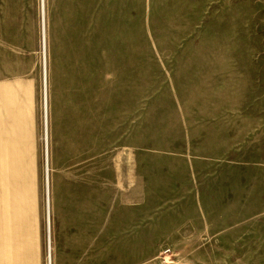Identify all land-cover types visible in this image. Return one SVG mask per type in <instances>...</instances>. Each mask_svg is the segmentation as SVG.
<instances>
[{
    "label": "rangeland",
    "instance_id": "1",
    "mask_svg": "<svg viewBox=\"0 0 264 264\" xmlns=\"http://www.w3.org/2000/svg\"><path fill=\"white\" fill-rule=\"evenodd\" d=\"M0 69L85 264H264V0H0Z\"/></svg>",
    "mask_w": 264,
    "mask_h": 264
},
{
    "label": "crops",
    "instance_id": "2",
    "mask_svg": "<svg viewBox=\"0 0 264 264\" xmlns=\"http://www.w3.org/2000/svg\"><path fill=\"white\" fill-rule=\"evenodd\" d=\"M18 84V77L6 78L0 69V264H46L47 246L50 264H85L84 242L73 239L85 234L69 228L67 150L64 161L60 155L65 173L60 188L58 159L54 164L53 148L49 153L51 214L46 230L41 109L33 92L30 119L29 98Z\"/></svg>",
    "mask_w": 264,
    "mask_h": 264
},
{
    "label": "bare ground",
    "instance_id": "3",
    "mask_svg": "<svg viewBox=\"0 0 264 264\" xmlns=\"http://www.w3.org/2000/svg\"><path fill=\"white\" fill-rule=\"evenodd\" d=\"M42 1L44 4V0H42ZM41 9H42V16H44V8H41ZM43 19H44V17H43ZM42 23L44 24V21ZM42 34H43V31H42ZM45 76H46V73H45ZM45 103H46V110H45ZM44 122H45V147H46V159H47L46 167H45V170H46V195H47V203L46 204H47V212H48V216H49V214H50V196H49V186L50 185H49V164H48V161H49V143H48L49 120H48L47 99L45 98V96H44ZM46 134H47V137H46ZM49 224H50V220L48 217V221H47V227L48 228L50 226ZM48 259H49V255H48Z\"/></svg>",
    "mask_w": 264,
    "mask_h": 264
},
{
    "label": "built area",
    "instance_id": "4",
    "mask_svg": "<svg viewBox=\"0 0 264 264\" xmlns=\"http://www.w3.org/2000/svg\"><path fill=\"white\" fill-rule=\"evenodd\" d=\"M50 263L49 259H48V264Z\"/></svg>",
    "mask_w": 264,
    "mask_h": 264
}]
</instances>
